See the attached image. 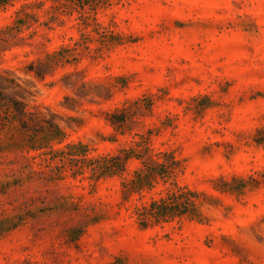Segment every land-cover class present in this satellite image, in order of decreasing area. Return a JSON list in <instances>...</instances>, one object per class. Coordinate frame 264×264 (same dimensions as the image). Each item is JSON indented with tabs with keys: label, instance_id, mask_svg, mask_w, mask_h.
Listing matches in <instances>:
<instances>
[{
	"label": "rangeland",
	"instance_id": "374dc122",
	"mask_svg": "<svg viewBox=\"0 0 264 264\" xmlns=\"http://www.w3.org/2000/svg\"><path fill=\"white\" fill-rule=\"evenodd\" d=\"M0 96V264H264V0H0Z\"/></svg>",
	"mask_w": 264,
	"mask_h": 264
},
{
	"label": "trees",
	"instance_id": "16d2710c",
	"mask_svg": "<svg viewBox=\"0 0 264 264\" xmlns=\"http://www.w3.org/2000/svg\"><path fill=\"white\" fill-rule=\"evenodd\" d=\"M6 3V2H5ZM36 76L42 77V73H36ZM1 97V96H0ZM16 105V102L13 100H7L4 106L6 108L14 109L15 112L18 110L11 107ZM19 106V111L22 112V114H25L23 112V106L22 105H16ZM135 106V105H133ZM150 105L147 106L149 108ZM125 110H114L113 112L108 114V121L110 125L113 127L114 131L119 132L122 131L125 125L126 116L124 115ZM136 148H131L128 152V154L123 157V163L124 161L128 160L130 157L136 158L138 160L142 161L143 169H140L139 171L134 173V179L131 180L128 185L129 191H140L143 189H148L152 187V184L157 181L158 178L162 179L163 181L171 180L174 177V171L176 170V167H178V162L170 155L162 154L163 162L158 163L156 160L149 156H145L144 154L147 153V149L143 148V146L140 143H136L134 145ZM146 151H145V150ZM145 156V157H144ZM117 161L115 167L118 168V164H120V158L116 156L114 158V161ZM180 191V189H179ZM188 194H196L195 192L187 191ZM180 196V195H179ZM183 196H181L182 199ZM188 206V203H185L176 197L175 195H172V197L169 199H162L159 202V205L157 203H152L150 209H142V211H137V218L141 222V226H146L147 223L150 222H157L160 219H166L169 217V219H172L176 216L185 215L187 212L186 207ZM182 207L183 211H179V208Z\"/></svg>",
	"mask_w": 264,
	"mask_h": 264
}]
</instances>
